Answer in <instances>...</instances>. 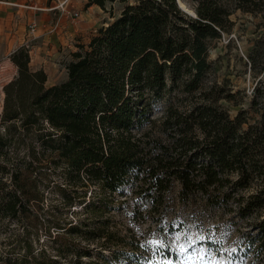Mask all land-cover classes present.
<instances>
[{
	"label": "trees",
	"instance_id": "16d2710c",
	"mask_svg": "<svg viewBox=\"0 0 264 264\" xmlns=\"http://www.w3.org/2000/svg\"><path fill=\"white\" fill-rule=\"evenodd\" d=\"M187 1L195 17L177 0L126 3L76 45L55 84H47L43 69L30 68L28 47L11 53L16 73L2 86L0 111V220L20 228L9 243L10 252L21 250L19 264L92 258L73 242L88 224L65 214L118 209L114 195L128 215L168 233L203 209L256 216L239 248L250 264L264 263V86L248 100L256 116L245 108L229 112L224 102L237 106L239 90L204 79L212 69L210 40L229 31L233 10L228 0ZM262 1L234 0L244 12ZM92 4L103 7L104 0ZM172 92L180 95L176 102ZM53 173L62 184L53 183ZM95 187L109 197L98 206L90 199ZM48 194L58 204H46ZM107 227L104 220L94 228L99 242L115 236Z\"/></svg>",
	"mask_w": 264,
	"mask_h": 264
},
{
	"label": "rangeland",
	"instance_id": "374dc122",
	"mask_svg": "<svg viewBox=\"0 0 264 264\" xmlns=\"http://www.w3.org/2000/svg\"><path fill=\"white\" fill-rule=\"evenodd\" d=\"M134 1L104 0L103 7L96 5L87 15L82 14L76 20L68 18L65 21L66 27L58 23L60 41L59 43L57 41L55 46L51 45L45 53L49 57L47 61H50L47 64L49 77L47 84H55L65 78V64L71 59V52L77 50V44H86L99 27L116 18L126 3L131 4ZM181 1L186 6V14L194 12L193 3L187 0ZM228 2L229 8L233 10L229 16L232 24L228 32H223L220 37L210 40L207 59L211 62L212 69L204 82L225 83L233 88L232 91L239 90L240 93L237 96L239 104L235 106L224 102V106L232 114L240 108H245L249 116L254 117L256 116L255 108L248 107V100L252 97L254 89L264 86V0L252 7L254 12H244L236 8L234 0H228ZM181 10L184 11L183 8ZM80 11L84 13L85 7H81ZM8 77L9 74L1 80V83ZM170 96L173 97V102H176L180 95L172 92ZM2 100L0 99V111ZM165 104V102L158 104L155 115L160 116ZM152 134L158 136L155 128ZM52 176L53 183H63L56 173ZM91 189L93 187L89 189L87 195L90 194ZM54 198L52 195H46V204L49 202L58 204V197ZM101 198L109 197L106 196V192L102 193L95 187L90 199L95 206H98ZM112 199H114L112 206L118 209L105 210L101 214L82 213L74 209L75 213L65 214L69 220L81 219L88 224L81 227L73 236L76 250L81 251L82 248H87L93 251L92 258H81L82 264H250L251 262L249 255L241 253L242 249L239 245L242 244V233L248 230V224L253 220L252 217L256 216L241 219L234 213H223L217 208L203 209L198 212L196 219L187 218L181 228L168 233L165 229L159 230L154 222L140 221L137 216L128 215L130 208L121 209L118 202L122 198L119 195H114ZM127 201L128 204L131 203L129 197ZM260 215H264V209L261 210ZM104 220L108 224L107 230L113 232L115 236L112 241L102 239L99 242V238L92 232L96 225ZM168 220L171 218L168 217ZM20 232V228L13 222L6 219L0 220V264H4L2 262L4 258H8L11 264H19L21 250L14 248L10 252L9 243L12 241L11 238ZM40 236L43 240L42 233ZM84 238H92V240L87 242ZM130 241L138 244L140 249L134 251L127 244ZM105 245L109 246L110 250L109 248L104 250ZM132 253L133 257L130 256ZM60 261L62 264H72L70 261H66L67 263H64V260ZM32 264L36 262L32 261ZM261 264L264 263L261 262Z\"/></svg>",
	"mask_w": 264,
	"mask_h": 264
},
{
	"label": "crops",
	"instance_id": "0c3cea01",
	"mask_svg": "<svg viewBox=\"0 0 264 264\" xmlns=\"http://www.w3.org/2000/svg\"><path fill=\"white\" fill-rule=\"evenodd\" d=\"M59 1L61 0H0V76L3 79L9 74L2 85L16 73L10 55L19 46L28 47L30 68L43 69L47 74V64L50 61H47L49 57L45 53L51 45L55 46L60 41L57 24L61 23L62 27H66L65 21L69 18L68 13L57 8ZM86 3L87 0H77L72 5H67V8L70 11L79 10L80 16L87 15L96 5L87 6ZM81 7H85L84 13L80 11ZM31 24L35 25L32 33L28 29ZM2 97L1 91V100Z\"/></svg>",
	"mask_w": 264,
	"mask_h": 264
},
{
	"label": "built area",
	"instance_id": "2783aa9c",
	"mask_svg": "<svg viewBox=\"0 0 264 264\" xmlns=\"http://www.w3.org/2000/svg\"><path fill=\"white\" fill-rule=\"evenodd\" d=\"M75 1H77V0H61V1H59L57 3V8H59V10L61 12L68 13L67 15H69V18L71 20H76V19H78L80 17L79 10L70 11L67 8V5H70V4L72 5V2H75ZM28 29H29V32L32 33L34 31V29H35V25L34 24L29 25ZM1 80H2V77L0 76V92L2 91V86H3L2 85L3 83H1Z\"/></svg>",
	"mask_w": 264,
	"mask_h": 264
},
{
	"label": "bare ground",
	"instance_id": "6f19581e",
	"mask_svg": "<svg viewBox=\"0 0 264 264\" xmlns=\"http://www.w3.org/2000/svg\"><path fill=\"white\" fill-rule=\"evenodd\" d=\"M178 4L181 8H183L184 10L186 9V6L185 4L181 1V0H178ZM187 10V9H186ZM189 12H191L190 10H188Z\"/></svg>",
	"mask_w": 264,
	"mask_h": 264
},
{
	"label": "water",
	"instance_id": "95a60500",
	"mask_svg": "<svg viewBox=\"0 0 264 264\" xmlns=\"http://www.w3.org/2000/svg\"><path fill=\"white\" fill-rule=\"evenodd\" d=\"M177 4H178V0H177ZM178 7L180 8V9H182L180 6H179V4H178ZM184 12H186L185 10H184ZM187 13V12H186ZM188 15H190V16H192V17H195V13L194 12H192V13H188Z\"/></svg>",
	"mask_w": 264,
	"mask_h": 264
},
{
	"label": "snow or ice",
	"instance_id": "6c2138e0",
	"mask_svg": "<svg viewBox=\"0 0 264 264\" xmlns=\"http://www.w3.org/2000/svg\"><path fill=\"white\" fill-rule=\"evenodd\" d=\"M154 243H157V242H154Z\"/></svg>",
	"mask_w": 264,
	"mask_h": 264
}]
</instances>
